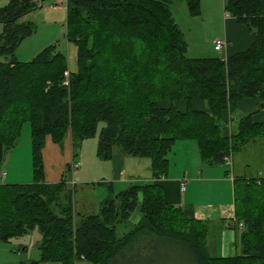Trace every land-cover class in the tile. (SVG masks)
<instances>
[{"label": "trees", "instance_id": "1", "mask_svg": "<svg viewBox=\"0 0 264 264\" xmlns=\"http://www.w3.org/2000/svg\"><path fill=\"white\" fill-rule=\"evenodd\" d=\"M181 1L200 15L201 0H67V37L78 48L75 71L56 45L20 61L19 46L37 31L24 19L38 3L10 0L0 7V170L30 124L34 177L30 184L0 185V242L38 229L40 262L46 263L264 264V177H234L242 249L228 258L209 253V223L195 218L192 205L166 202L159 183L110 191L99 209L83 212L75 210L76 187L68 188L66 176L46 183L48 136L59 146L71 136L77 160L82 143L99 135V158L111 161L116 151L148 158L153 180L168 175L178 141L196 142L205 165L233 169V156L264 138V0H224L226 14L255 36L248 50L227 59L188 56L172 12ZM247 99H259L261 107L239 116L238 105ZM197 100L208 111L192 110ZM182 101L184 113L176 107ZM226 112L234 123L230 136L224 134ZM259 113L262 121L255 120ZM137 211L139 222L128 226Z\"/></svg>", "mask_w": 264, "mask_h": 264}, {"label": "crops", "instance_id": "2", "mask_svg": "<svg viewBox=\"0 0 264 264\" xmlns=\"http://www.w3.org/2000/svg\"><path fill=\"white\" fill-rule=\"evenodd\" d=\"M38 3V6L43 9L46 0H34ZM52 1V0H51ZM61 1V0H58ZM10 0H0V7L8 5ZM184 2V1H181ZM181 2H176L172 6V12L180 27V22L175 15V11L178 4H183ZM62 3V2H61ZM67 3V1H66ZM223 7V11H222ZM60 5L55 7V10H59ZM67 10V9H66ZM201 13L199 16H192L188 12L187 16L183 15V21L187 23L196 22L194 18L201 19V22L205 24L206 21H215L218 22V25H221L218 29L217 34L214 35V39L211 41V47L215 51L214 44L215 41L221 39L226 42L225 48L221 52H217L219 57L227 59L230 56L244 52L248 50L255 41V36L243 25L239 24L238 21L226 14L224 11V0L217 4V1L213 4L208 2V0H201ZM36 11V10H35ZM189 11V10H188ZM33 12L29 14L24 20L32 21L31 19ZM194 17V18H192ZM203 24V25H204ZM3 32V25L0 24V34ZM29 39V38H28ZM26 40L23 42L25 44ZM22 43V44H23ZM21 44V45H22ZM211 57H214L211 56ZM176 107L181 112H186L188 110V105L186 102L176 103ZM261 107V101L259 99H247L241 102L238 105V115H246L253 111L258 110ZM192 110L195 111H208L207 104L204 101H194L191 105ZM232 115L230 112L224 114V122L226 127L224 129L225 136H230L232 126L234 123L231 121ZM256 121L263 120V113H259L255 116ZM31 128V127H30ZM23 131V130H22ZM21 136V135H20ZM70 137V138H69ZM63 143V146L56 144L51 136L46 138L45 148L43 150V161L44 169L46 176L47 184H56L59 183L64 176L67 179V185L70 189L71 187L75 188L77 184L74 182H69V172L76 171L80 163L74 159V148L71 141V136H69ZM21 138V137H20ZM31 138V133L29 134V141ZM31 142V141H30ZM176 144L185 147L186 152L192 154V158L195 161V165L189 164V167H184V173L182 172L183 168L174 159L175 167L171 165L169 160V170L168 175L159 180H153V175L149 178H136L137 174L134 172L130 173L131 178H127V173L124 171L125 165V155L120 151H116L112 162L114 163V178L112 182H109L108 189L112 193H116L117 184L121 187H128L131 184H142L148 182H156L163 186L164 198L166 202L174 205H192L194 206V215L197 220H201L209 223L210 230L207 237V244L210 253L213 256L217 257H234L241 253V244H240V235L241 228L237 221L235 220V193H234V177H264V171L250 172V167L248 164H243L242 169H238L237 160L240 155L235 154L233 156V169L227 168L225 166H216L211 167L205 165L200 157L196 142L191 140H182L178 141ZM261 145V146H260ZM264 144L261 141L253 142L249 144L246 148L243 149V154L247 153L249 149L253 152H260ZM175 146V145H174ZM71 147V148H70ZM180 148V149H182ZM16 148L10 152L7 159L9 160L8 166H12L14 163V158L16 154ZM173 150V148H172ZM171 153V152H170ZM25 155V154H24ZM29 156L31 165L32 163V143L28 146V152L26 153ZM6 159V161H8ZM79 163L78 167H75ZM5 163L2 165V169L5 171ZM147 169L152 170L151 161H148ZM229 170V175L227 171ZM69 171V172H68ZM6 172L5 183L6 184H26L25 180L18 179L14 174ZM134 174V175H132ZM33 177V175H32ZM29 181V180H28ZM33 182V181H32ZM31 182V183H32ZM224 184L227 192V196L223 197L222 191L221 195L217 198H213L212 195L208 194L210 191H203L200 194L199 199H195V193L198 190L200 192V185H210V184ZM199 185V186H197ZM111 187V188H110ZM213 189V188H211ZM190 191H192L190 193ZM77 192V187H76ZM190 193V194H189ZM77 195V194H75ZM100 196V194H99ZM97 196V197H99ZM108 196L106 192L102 193V198ZM101 199V198H98ZM93 204H89L91 208L99 209L101 203L99 200ZM140 220V216L133 215L130 219L128 226H134ZM27 250V248H24Z\"/></svg>", "mask_w": 264, "mask_h": 264}, {"label": "rangeland", "instance_id": "3", "mask_svg": "<svg viewBox=\"0 0 264 264\" xmlns=\"http://www.w3.org/2000/svg\"><path fill=\"white\" fill-rule=\"evenodd\" d=\"M67 0H46L43 9L38 7L36 11L33 12L31 19L37 25L36 33L26 39L25 44L19 46L17 50V57L20 61H30L35 56H37L44 48L50 45H56L58 50L65 53L69 62V68L71 70H77V52L78 48L75 42L70 41L67 37ZM220 4L222 0H208L210 3ZM62 2V3H61ZM183 4H178L175 15L177 16L180 24V29L184 34V39L189 46V57L190 58H211L219 57L221 54L216 53L211 47V41L215 38L214 35L217 34L218 29L221 25L215 21H206L205 24L201 22V19H196V22L187 23L183 21V15L188 17L187 13L188 6L186 2H181ZM60 5L59 10H55V7ZM223 11V7H222ZM193 16V15H192ZM204 24V25H203ZM21 138L16 147V156L14 158V163L12 166H8V161H5V171L10 174H14L17 178L25 180L26 184H30L34 177L33 175V164L29 156L26 155L28 152V146L31 144V138L29 141V134L31 133L30 124H25L22 128ZM69 137V136H68ZM70 138V137H69ZM68 139V138H67ZM99 135L94 138L85 140L81 147L78 149V160L80 163L79 168L74 172H69V182H74L77 184V192L74 195V207L78 212L94 211L95 208H91L89 204H93L98 199L101 203L103 200L109 197V182L113 181L114 178V163L111 161H105L98 157L97 155V145H98ZM259 141L264 144V138L259 139ZM261 146V145H260ZM175 144L173 150L169 154L168 158L171 165L175 167V160L181 165V167H192L195 165V161L192 158V154L186 152L185 147ZM71 148V147H70ZM182 148V149H180ZM243 149L237 152L238 157L237 166L238 169H242L243 164H248L250 167V172L264 171V145L260 152H253L249 149L247 153H242ZM25 154V155H24ZM125 165L124 171L127 173V178L130 177V173L134 172L137 175L136 178H149L153 175L152 170L147 169L148 158H138L133 156L125 155ZM231 160V159H230ZM233 162V161H232ZM78 164V163H77ZM79 165V164H78ZM2 171H4L1 168ZM184 170L182 172L184 173ZM134 175V174H132ZM29 180V181H28ZM199 186V185H197ZM129 187V186H128ZM128 187H121L117 184L116 194L120 191L127 189ZM200 192L197 190L195 193V199L200 198V194L203 191H210L208 194L212 195L213 198H217L221 195L223 197L227 196V192L224 184H210L200 186ZM213 188V189H211ZM71 190L73 187L70 188ZM108 193V196L102 198V193ZM192 191H190L191 193ZM189 193V194H190ZM100 194V196H99ZM99 196V197H97ZM134 215H138L137 211ZM76 219V218H75ZM77 223L78 220L76 219ZM210 225V224H209ZM210 229V226H209ZM42 237L38 229L29 232L27 235L20 239H13L8 243L0 242V264H20L29 263L33 261L41 260V254L39 245L41 243ZM208 247V244H207ZM24 248H27L25 250ZM209 250V248H208ZM210 253V251H209ZM211 254V253H210ZM212 255V254H211ZM40 264H61L53 262H40ZM76 264H95L88 261H80Z\"/></svg>", "mask_w": 264, "mask_h": 264}, {"label": "built area", "instance_id": "4", "mask_svg": "<svg viewBox=\"0 0 264 264\" xmlns=\"http://www.w3.org/2000/svg\"><path fill=\"white\" fill-rule=\"evenodd\" d=\"M225 46H226V42H225V41H223V40H221V39H218V40L215 41V44H214L215 51H217V52H221V51L225 48ZM65 77H66V79H67V81L65 82V85H68L69 72H66V73H65ZM228 164H230V165L232 164L230 158L228 159ZM74 166H75V167H78L79 165L76 164V165H74ZM5 177H6V172L0 170V185H1L2 183H4ZM240 227H242L241 224H240Z\"/></svg>", "mask_w": 264, "mask_h": 264}]
</instances>
